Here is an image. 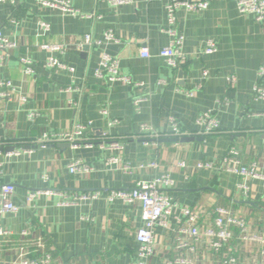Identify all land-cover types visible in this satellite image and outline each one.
<instances>
[{
    "label": "crops",
    "instance_id": "obj_1",
    "mask_svg": "<svg viewBox=\"0 0 264 264\" xmlns=\"http://www.w3.org/2000/svg\"><path fill=\"white\" fill-rule=\"evenodd\" d=\"M69 1L80 13L94 17L65 15L40 0L0 4V30L16 45L0 65V82H11L14 89L11 99H5L2 93L7 89L0 86V183L16 186L18 207L0 222L15 236L31 228L34 236L46 238L55 264H134L139 248L136 235L143 226L141 205L110 202L108 195L166 175L174 185L163 192L176 205L168 228H155L156 254L150 264H165L177 256L176 233L185 220L184 208L199 212L202 232L213 226L217 208L246 222V238L233 227V239L220 254L202 237L195 264H219L223 256L264 264V244L250 239L264 229V101L254 98L258 71L264 65V20L258 23L254 16L241 14L238 0H208L209 8L201 13L180 10L177 29L185 37L187 63L173 69L160 56L172 40L166 32L165 0H136L118 8L110 0ZM43 23L50 26L48 32ZM109 30L116 41H105ZM88 35L102 43L86 44ZM210 40L217 52L206 55L203 49ZM143 50L149 51V58L141 56ZM105 54L119 61V73L131 84L98 76ZM24 58L34 70L31 75L25 73ZM51 58L73 71L49 68ZM68 88L71 92L65 91ZM137 98L144 99L138 110ZM208 111L220 125L213 134L202 133L197 124ZM32 112L37 113L34 120L29 119ZM170 116L195 140L147 146L137 139L142 125L157 134L169 133ZM112 121L117 123L111 126ZM76 124L87 127L84 140L93 146L36 145L44 134H64ZM112 140L123 150L101 148L104 141L107 146ZM231 150L261 177L250 182L248 194L239 190L241 178L230 168L195 169L200 163L221 166ZM111 157H120L132 170L109 164ZM76 160L93 171L71 174L69 165ZM152 163L158 167L139 168ZM181 163L187 168L178 167ZM41 189L100 196L67 207L60 206L64 198L55 194L40 196L29 205L28 195ZM5 258L10 260L13 254Z\"/></svg>",
    "mask_w": 264,
    "mask_h": 264
},
{
    "label": "built area",
    "instance_id": "obj_2",
    "mask_svg": "<svg viewBox=\"0 0 264 264\" xmlns=\"http://www.w3.org/2000/svg\"><path fill=\"white\" fill-rule=\"evenodd\" d=\"M7 0H0V4ZM41 3L50 8L58 9L65 15L79 16L81 18H93V14L80 13L71 4L69 0H40ZM166 12L168 18V28L166 32L171 37V43L168 47L164 48L160 56L165 60L166 64L173 69H179L181 66L187 63V57L183 53V45L185 37L177 29V14L180 10L184 9L188 12L201 13L209 8L208 0H165ZM136 0H110V4L113 7H123L125 5L134 4ZM238 11L244 15H252L255 17L258 23H262L264 20V0H238ZM42 27L45 32L50 30L48 24L43 23ZM105 41H116V36L112 30H109L105 34ZM86 44L99 45L102 42H94L91 36H86ZM16 45L8 40L3 32L0 30V65L7 57L8 51ZM47 50L62 51L60 47H45ZM217 52V45L214 41L207 42L203 49V53L206 55L214 54ZM141 56L149 58L150 53L148 50H143ZM24 65V70L27 75L33 74L34 70L30 65V61L26 58L21 60ZM47 66L53 70H69L73 71L59 59L51 58L48 61ZM101 68L97 74L99 77H106L111 83L126 82L131 84L130 78L122 76L119 73V61L109 55H103L101 60ZM208 72H204V76H207ZM234 82V80H232ZM1 87H5L7 90L2 93V97L5 99H11L14 89L11 82H0ZM71 92V88L65 90ZM255 100L264 101V65L258 71V83L254 87ZM144 99L137 98L134 101V105L139 109L141 102ZM37 113L32 112L29 115L30 120H34ZM116 121L110 122V125L116 124ZM169 124L172 130L166 135L157 134L148 125L141 126V134L137 139L142 141L147 146H156L157 142L164 138H183L188 137L187 132H183L178 128L176 119L172 116L169 117ZM198 126L201 128V132L204 134H213L219 131L220 125L212 111L205 112L197 121ZM87 127L76 124L70 132L54 135L44 134L36 143L37 146L47 148L48 145L68 142L74 147H80L85 145L87 147L94 144L84 140V133ZM104 141L101 144L102 149H115L123 150L122 144L112 140L109 145L106 146ZM18 154V152L16 153ZM109 164H117L123 167L125 172L132 170L131 164L123 161V159L111 157L108 159ZM232 166V167H230ZM156 163L140 165L139 168H156ZM180 168H187L185 163L178 164ZM223 167L230 168L237 176L241 178L238 188L241 192L248 194L251 190L250 182L254 179L261 178L257 170L244 166L237 158V152L231 150L226 158L223 159L221 166H216L211 163H200L195 169H222ZM93 171L92 167L86 165L81 160H76L69 165V172L71 174H89ZM3 175V164L0 163V181ZM174 182L169 176H160L153 181H140L131 190H115L109 193L108 200L110 202L121 201L123 203L132 204L139 203L141 205V218L143 226L137 231L136 240L139 244L137 251V260L134 264H150V259L155 256V228L161 226L164 229L168 228L169 218L175 208V202L172 197L163 192V188L173 187ZM16 193V186L13 184L0 183V219L4 218L7 214L16 213L18 207L14 203V195ZM61 195L64 200L60 206H79L82 203L92 202L99 198V193H83L73 194L68 196L64 193H56L51 189H41L31 192L27 197V203L32 205L40 196H52ZM185 217L184 223L176 233L175 247L177 256L173 259L167 260L165 264H195L196 255L198 254V244L202 237H205L208 241L209 248L215 253H221L223 248L228 242L233 239L232 228L236 227L241 230L242 236L246 230V222L244 219L235 217L230 211L225 208H217L216 216L213 221V226L206 231L202 232L199 228V212L184 208L182 210ZM253 242H258L261 245L264 244V229L259 234H254L250 237ZM7 253H12L13 258L7 260L5 258ZM264 256V251L261 253ZM0 264H55L52 253L48 250L47 239L43 236H34L31 228H27L15 236L14 232L7 228L0 222ZM219 264H247L240 262L233 256H223Z\"/></svg>",
    "mask_w": 264,
    "mask_h": 264
},
{
    "label": "water",
    "instance_id": "obj_3",
    "mask_svg": "<svg viewBox=\"0 0 264 264\" xmlns=\"http://www.w3.org/2000/svg\"><path fill=\"white\" fill-rule=\"evenodd\" d=\"M195 137H183V138H164L160 142H192Z\"/></svg>",
    "mask_w": 264,
    "mask_h": 264
}]
</instances>
